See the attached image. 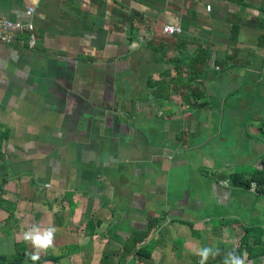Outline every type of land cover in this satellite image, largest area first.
Listing matches in <instances>:
<instances>
[{"label":"crops","instance_id":"obj_1","mask_svg":"<svg viewBox=\"0 0 264 264\" xmlns=\"http://www.w3.org/2000/svg\"><path fill=\"white\" fill-rule=\"evenodd\" d=\"M0 15L35 35L0 41V264H32L33 224L57 229L37 264H197L202 246L221 264L244 235L264 242V194L232 181L264 159V0H0Z\"/></svg>","mask_w":264,"mask_h":264},{"label":"clouds","instance_id":"obj_2","mask_svg":"<svg viewBox=\"0 0 264 264\" xmlns=\"http://www.w3.org/2000/svg\"><path fill=\"white\" fill-rule=\"evenodd\" d=\"M57 229L54 225L42 227L33 224L23 233L25 243L31 245L33 251L27 253V258L32 264H37L41 258V253H46L54 247ZM198 257L197 264H208L209 259H215L221 255L219 247L202 246L194 253ZM247 254H237L235 250L224 254L221 264H246Z\"/></svg>","mask_w":264,"mask_h":264},{"label":"built area","instance_id":"obj_3","mask_svg":"<svg viewBox=\"0 0 264 264\" xmlns=\"http://www.w3.org/2000/svg\"><path fill=\"white\" fill-rule=\"evenodd\" d=\"M33 12V8L27 10L28 14ZM33 23L31 21L21 22L11 20L0 15V41L5 43H12L16 40V36L26 34V42L29 47H33L35 44V35L33 31ZM162 33L167 35H174L181 32L179 25L164 24L161 28ZM210 66L218 69L215 65L214 57L208 60ZM254 186V183H253Z\"/></svg>","mask_w":264,"mask_h":264},{"label":"trees","instance_id":"obj_4","mask_svg":"<svg viewBox=\"0 0 264 264\" xmlns=\"http://www.w3.org/2000/svg\"><path fill=\"white\" fill-rule=\"evenodd\" d=\"M241 175H233L232 181L245 187H249L254 182L255 190L260 194H264V159L261 161L260 167L254 169L248 178H243V174ZM260 236L261 232L254 239L250 240V236L244 235L237 248V253L245 250L247 252V258L264 256V242L260 240Z\"/></svg>","mask_w":264,"mask_h":264}]
</instances>
